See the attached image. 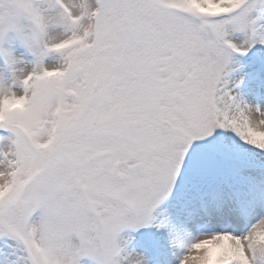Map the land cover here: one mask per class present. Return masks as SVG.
I'll list each match as a JSON object with an SVG mask.
<instances>
[{"label": "snow or ice", "instance_id": "1", "mask_svg": "<svg viewBox=\"0 0 264 264\" xmlns=\"http://www.w3.org/2000/svg\"><path fill=\"white\" fill-rule=\"evenodd\" d=\"M0 264H264V0H0Z\"/></svg>", "mask_w": 264, "mask_h": 264}]
</instances>
